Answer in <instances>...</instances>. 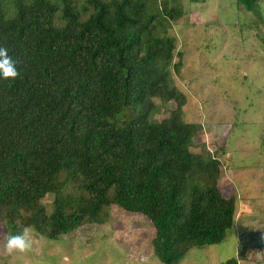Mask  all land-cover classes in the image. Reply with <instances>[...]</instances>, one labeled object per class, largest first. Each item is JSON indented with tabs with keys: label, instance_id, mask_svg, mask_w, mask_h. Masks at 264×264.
<instances>
[{
	"label": "trees",
	"instance_id": "1",
	"mask_svg": "<svg viewBox=\"0 0 264 264\" xmlns=\"http://www.w3.org/2000/svg\"><path fill=\"white\" fill-rule=\"evenodd\" d=\"M184 15L183 0H0V47L20 73L0 78L7 236L31 226L57 241L116 206L150 221L163 264L226 240L238 199L218 185L219 152L195 142L175 78L184 51L169 30Z\"/></svg>",
	"mask_w": 264,
	"mask_h": 264
},
{
	"label": "rangeland",
	"instance_id": "2",
	"mask_svg": "<svg viewBox=\"0 0 264 264\" xmlns=\"http://www.w3.org/2000/svg\"><path fill=\"white\" fill-rule=\"evenodd\" d=\"M183 3L184 17L169 30L184 51L176 82L188 97L186 119L202 125L195 142L219 152L218 185L225 197L238 199V210L224 242L194 248L181 264L234 258L264 264V0L251 11L237 0ZM52 198L44 200L47 208ZM153 236L147 218L114 206L104 225L85 226L57 241L32 231L31 249L9 255L0 222V264H163L153 254Z\"/></svg>",
	"mask_w": 264,
	"mask_h": 264
},
{
	"label": "clouds",
	"instance_id": "3",
	"mask_svg": "<svg viewBox=\"0 0 264 264\" xmlns=\"http://www.w3.org/2000/svg\"><path fill=\"white\" fill-rule=\"evenodd\" d=\"M16 62L9 55L8 49L0 47V78L4 80L16 79L19 76ZM32 229L26 226L20 233L9 234L6 237L5 250L11 255L13 253H25L32 247Z\"/></svg>",
	"mask_w": 264,
	"mask_h": 264
}]
</instances>
